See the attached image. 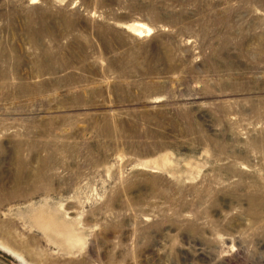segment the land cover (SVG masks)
Here are the masks:
<instances>
[{
	"label": "rangeland",
	"instance_id": "rangeland-1",
	"mask_svg": "<svg viewBox=\"0 0 264 264\" xmlns=\"http://www.w3.org/2000/svg\"><path fill=\"white\" fill-rule=\"evenodd\" d=\"M8 195L0 264H264V0H0Z\"/></svg>",
	"mask_w": 264,
	"mask_h": 264
},
{
	"label": "bare ground",
	"instance_id": "bare-ground-1",
	"mask_svg": "<svg viewBox=\"0 0 264 264\" xmlns=\"http://www.w3.org/2000/svg\"><path fill=\"white\" fill-rule=\"evenodd\" d=\"M145 24V23H144ZM139 25V24H138ZM140 26V25H139ZM132 27V26H131ZM141 27H142V29H140V28H134V27H132L133 28V34H135L136 36H144V33L145 34H147V35H149V34H151L152 32H153V29L150 27V26H147V25H143V24H141ZM143 29H145V30H143ZM22 159V158H21ZM23 161V160H22ZM22 161H20L19 160V168H20V173L21 174H23L22 173V171H23V168H22V165H23V162ZM18 163V162H17ZM21 176V175H20ZM2 188V187H1ZM10 196L11 195H8V196H0V204L4 201V200H6V199H8V198H10ZM4 197H7V198H5L4 199ZM12 197V196H11Z\"/></svg>",
	"mask_w": 264,
	"mask_h": 264
}]
</instances>
